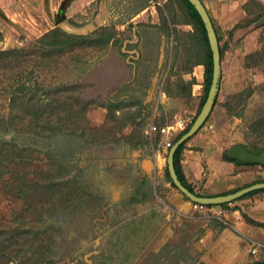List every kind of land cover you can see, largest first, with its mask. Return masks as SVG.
Listing matches in <instances>:
<instances>
[{
  "label": "rangeland",
  "instance_id": "1",
  "mask_svg": "<svg viewBox=\"0 0 264 264\" xmlns=\"http://www.w3.org/2000/svg\"><path fill=\"white\" fill-rule=\"evenodd\" d=\"M163 1L167 0H160V2ZM216 1L224 6V13L236 10L239 22L246 21L247 13L244 10V5L250 0H205L212 12V5H215ZM259 1L264 4V0ZM97 2L92 3L87 16L86 14H77L78 20L74 24L71 19L75 21L76 16L66 20L68 17L66 7L68 6L63 4V1L60 3L59 0L56 1L55 15L48 13V18H45L46 14H42L37 9V15H28L26 12L16 23L10 21L1 11L2 7H6L12 9L10 13L16 12L17 10L12 8L13 2L0 0V5H2L0 6V32L3 35L0 47L4 50L24 49L30 57H43V53L37 49V46L34 47L37 39L41 37H39L41 32L56 23L61 25V27H57L69 34L90 35L88 33L92 27L85 23L98 12L99 3ZM73 14L76 13L73 12ZM176 14L179 19H182L183 12L179 5H176ZM232 17L235 19V16ZM74 26L77 28V33L74 32L76 29ZM108 27L114 28L115 26ZM179 29L189 31L192 30V27L180 25ZM130 31V33L123 32L120 40L124 44H128L133 39L139 40V53H127L128 56L123 57L121 49L117 46H113L112 50L106 52L93 50L69 52L57 63L49 66H36L25 72L22 77L24 81L34 82L44 88L73 85L79 98L90 103L86 111L87 124L93 127L90 134L95 136L102 131H110L111 141L108 140V144H101L102 142L86 144L83 142L84 140L76 136L38 137L0 131V136L12 139L20 145L32 146L42 151L41 155L35 153L37 156L34 158L35 160L28 162L27 168L31 173L49 167L45 153L58 154L62 156L59 160L63 159L62 163L69 168L70 175L68 177H73L76 174L80 176L92 193L103 200L102 203L94 208V211L90 210L87 213L89 216H85L86 210L79 211L78 213L82 214H78L73 219L51 210H49L51 213L41 216L36 212L33 214L31 211L29 213L25 211L26 208H22L23 201L15 195L7 193L5 185L2 184L0 186V224L6 226L14 224V215L17 212L18 220L26 219L28 221L25 227L33 226L38 230H45L51 225L59 227L61 231L52 235V239H50L53 253L48 261H53L52 264H169L171 257L167 252L169 249L173 252L177 244L181 245L180 251L187 249L191 255V258L183 260L182 264H247L257 261L261 255L264 257V244H261L263 251L260 249L254 254L253 245L248 244L247 241L245 248L250 258L248 262L247 258L245 259L243 256L246 254L242 252H236L235 257L229 258L225 263L215 257L216 241L214 236L211 237L207 232L210 231L209 229L215 230L216 235L218 224L223 222L216 217L222 213L221 210L218 211L219 206L196 207V204L191 202L190 211L182 213L183 211H177L171 203L160 202L162 213L165 215L171 213L172 220L177 218L174 222L170 218L172 225L170 229L173 236L169 237L165 229L158 234V238L169 237L167 244L163 246L164 250L161 251L164 260H160L155 251L161 241L153 242L152 238L150 241L147 239L153 234L151 230H148L149 223L145 227L136 225L139 231H134L135 224H129L124 228L117 226L118 222H123L132 213L139 214L142 210H151L154 204L147 188H142L144 184L149 188L151 181L149 178L147 180L141 172L142 156L140 155L149 152L155 163H161L160 160H162L164 168L168 167L169 148H163L159 137L155 139L157 142L151 141V136L147 132L149 124L154 120L158 125L174 126L170 137L176 139L178 135L176 133L196 117L204 90L203 86L196 88L197 90L194 92L195 85L191 92L180 90L178 83L182 81L181 79L189 82L195 73H202L204 68H201L199 72L196 68L194 75L185 72V70L179 71L183 69L187 56L184 48L178 47L174 39L175 33L169 32V35L166 34L167 37H132L133 30ZM221 45L225 48V54L222 61L223 80L216 111L218 114L227 113L230 117L241 116L240 124L234 130L248 135L244 141H247L249 146L252 147L254 144L257 148H261L264 146V134L259 137V134L251 130V127L255 123L264 121V66L260 69L247 67L246 57L263 50L264 27L254 28L251 25L247 29L237 30L236 37H232L231 41L227 43L224 42V39L221 40ZM33 64L34 62L29 65ZM125 64L133 65L132 69L127 70L132 79L127 88L120 90L121 93L127 94L120 100L126 101L129 106L123 107L116 113L126 115L137 112L140 108L142 111L139 104L148 97L150 101H148L146 110L142 111L141 117L137 118L142 121L137 126L128 122L123 127L124 120L112 119L105 106L108 101H112L116 94L112 93L113 89L116 86L119 88V83L125 76L123 74ZM17 80L20 78L15 80L9 75H0V115L2 116L8 111V94ZM250 89L253 90V94L247 99L245 106L241 110L239 109L240 114H238V110L237 115H232L234 113H230L226 106L224 107L226 101L235 93ZM135 90L136 92L133 94L132 92ZM132 131L136 132L134 140H143V136H146L148 140L142 153L129 148L130 143L126 137ZM166 176L169 179L167 169ZM206 188L210 192L223 190L218 186ZM174 190L181 193L177 187H174ZM134 196L142 197L137 206H135L136 202L132 201ZM225 213L223 211L222 220L225 219ZM148 217L150 223L162 221L160 215L156 216L151 213ZM144 228L147 231L140 230ZM208 238L209 240H207ZM44 239L41 240L43 247L49 243V237H44ZM13 264L17 263L13 262Z\"/></svg>",
  "mask_w": 264,
  "mask_h": 264
},
{
  "label": "trees",
  "instance_id": "2",
  "mask_svg": "<svg viewBox=\"0 0 264 264\" xmlns=\"http://www.w3.org/2000/svg\"><path fill=\"white\" fill-rule=\"evenodd\" d=\"M176 5H179L183 12L182 19H179L177 14L175 16L171 14L172 9L176 10ZM244 10L247 13L246 21H240L235 25L230 32V38H232L237 30L247 29L251 25L254 28L264 27V4L261 1H248L244 5ZM165 11L168 15H165L161 11L163 23L168 26L171 22L175 33L174 39L178 47L184 48L187 56L183 69L179 71L182 72L185 70V72H190L193 75L195 66L203 65L205 67V89L198 108L197 117L207 100L213 78V56L205 23L198 10L189 0H168L165 5ZM176 22L179 25L191 26L192 30L181 31L177 27ZM114 34V31L109 29H101L95 32L94 35H75L69 34L57 27L42 35L35 42L36 45L34 47L37 46V49L43 53V57H30L24 49L4 50L0 47V75H9L14 77L15 80L20 78L11 87L8 94L9 103L7 113L3 116L0 115V131L30 134L38 137L57 135L76 136L84 140L83 142L86 144L100 142H102L101 144H108V140L111 138L110 131H102L95 136L90 134V130L93 127L87 124L86 116V111L90 103L79 98L78 92L73 85L44 88L34 82L24 81L22 77L31 68L44 65L49 66L57 63V61H60L59 59L64 58L69 52L103 50L115 38L113 37ZM2 39L3 35L0 32V41ZM218 40L220 43L221 61H223L225 48L221 45V39L219 37ZM246 61L247 67L255 69L262 68L264 66V48L261 51L249 54L246 57ZM32 62L34 64L29 65ZM181 80L178 84L182 92H191L194 84L197 83L195 76L189 82L184 79ZM186 84L189 87L188 89ZM169 92H171L170 89ZM252 94V89L235 93L226 103L228 111L230 113L233 112L234 114L232 115H237V111L245 106V102ZM217 102L218 97L216 99ZM236 102L237 104H235ZM128 104L125 101H108L107 108L110 117L112 119H123V127L128 122L135 126L141 124L142 121L137 120L142 114L141 110L127 113L126 115H118L116 113L123 107L128 106ZM240 110L238 114H240ZM210 116L211 114L207 121ZM196 117L174 139L172 146L191 128ZM251 130L259 134V137H262L264 134V121L255 123L251 127ZM135 135L136 132L132 131L126 137V140L129 141L132 148H137L139 145L148 143L146 136L142 135L143 140L138 141L134 140L136 138ZM188 141L181 144L176 150L175 168L181 181L191 192L206 197V195H202L194 187L185 182L178 166V158L182 154ZM255 147L259 149L257 154L264 151V146L261 148ZM35 153L41 155L42 151L32 146L20 145L12 139L10 140L4 136H0V186L4 184L7 193L13 194L18 199H21L23 201L22 208H26L25 211H28V213L31 211L33 214L36 212L44 216L46 213H51L49 211L51 210L60 212L73 219L78 214H82L78 213L79 211L83 212L86 210L85 216H89L87 213L90 210L94 211V208L102 203L103 200L92 193L87 183L80 176L76 174L73 177H68L70 175L69 168L62 163L63 159L59 160L62 156L58 154L52 155V153H45L46 159L49 161V167L31 173L27 167L28 162L35 160L34 158L37 157ZM225 158L229 161H236L226 155ZM59 161L61 162L59 163ZM236 162L241 163L239 161ZM167 173L169 179H171L168 167ZM239 189L223 194H228ZM262 190L264 189L251 191L245 196ZM228 204L225 203L218 206L225 207ZM206 206L214 207L215 205ZM16 213L14 215L15 219L13 220L14 224L8 226L0 224V264H13V262L17 264H52L53 261H48L53 253V245L50 239H52V235L60 232L61 229L54 225L48 226L45 230H38L33 226L25 227L28 221L26 219L24 221L18 220L19 214ZM44 237H49V243L45 247L41 244V240H45ZM180 250V244H177L173 252L169 249L167 252L171 257L169 264H182L183 260L191 258L187 249L184 251ZM250 264H264V260L253 261Z\"/></svg>",
  "mask_w": 264,
  "mask_h": 264
},
{
  "label": "crops",
  "instance_id": "3",
  "mask_svg": "<svg viewBox=\"0 0 264 264\" xmlns=\"http://www.w3.org/2000/svg\"><path fill=\"white\" fill-rule=\"evenodd\" d=\"M13 2V10H17L16 12L10 13L8 8L2 7L1 11L4 16H6L10 21L18 23V21L23 17L26 12L28 15H37L36 10L41 11L42 14H46L45 18H48V13L55 15L58 0H11ZM60 3L63 1V4H67L66 7L67 18L66 20H70V18L75 17V21L71 19V22H77V14H86L90 10L92 3H99L97 8V13L93 14V16L87 20L85 25L91 26V30L88 34L93 35L95 31H99L101 29H109L114 31V39L111 40L110 44L107 48L103 50H93V51H110L113 46H117L121 49V54L123 57L128 56L127 53H139V40L133 39L128 42V44H124L122 40H120V36H122L123 32L130 33L131 29L133 30L132 37H167L169 32L174 33L171 22L168 24L163 23L161 11L164 12L165 15H168L165 11V5L168 2L160 0H59ZM84 1V2H83ZM162 1V0H161ZM208 10L217 36L223 40L224 42L231 41V30L235 27V25L239 22L238 16L236 15V10L234 12L230 11L229 13H224L223 5L216 1L213 6V12L208 4H206L205 0H201ZM164 3V4H163ZM215 3V2H214ZM37 5V7H36ZM2 6V5H0ZM75 8V9H74ZM78 10V11H77ZM161 10V11H160ZM160 11V12H159ZM75 12L76 14H73ZM172 16L176 14V10L172 9ZM235 16V19H232ZM27 20V17H26ZM179 28V24H177ZM56 23L53 24L50 28H47L44 32H41L39 35L42 36L50 30L57 28ZM108 26H115L114 28ZM74 28H76L74 26ZM163 31V32H162ZM190 31V30H189ZM77 33V28L74 31ZM237 31L234 33L232 37H236ZM228 37V40H227ZM230 40V41H229ZM116 42V43H115ZM125 46V48H123ZM138 48V49H137ZM137 49V50H136ZM133 68L132 64H125L124 78L118 84L119 88L116 86L113 89L112 93H116L113 97L115 101H121L120 98H124L127 94L125 92H120L122 88H127V85L130 83L129 81L132 79L128 74L127 70ZM199 72L201 68H204L202 73H195L196 70ZM193 75L197 79V83L194 84L196 92V88H202L204 86L205 89V67L203 65H197L194 67ZM222 80H223V67H222ZM203 84V85H202ZM222 86V81H221ZM111 87V86H110ZM221 90V87H220ZM136 92H132L133 94ZM204 94V90H203ZM203 97V96H202ZM121 98V99H122ZM219 98V96H218ZM112 99V101H113ZM148 101L150 99H145L141 101L139 105L142 107V111H145L148 106ZM126 102V101H125ZM227 103V101H226ZM226 103L224 107L226 106ZM217 103H215L214 108L212 109L211 116L208 121H206L193 136H191L185 145V148L182 151V154L178 158V166L182 173V176L185 179V182L192 187L195 188L196 191L201 193L202 195H206V197L214 196L217 194H223L225 192L233 191L239 188H245L247 186L264 182V165L256 164V163H244L237 159H233L227 155V152L236 145H243L247 147L250 152L257 154L259 149L254 148L253 146H249L246 138L248 135L242 134L240 131L234 130L236 126L240 124L241 116H229L227 113L218 114L216 111ZM107 107V105H105ZM129 106V104H128ZM227 109V107H226ZM141 110V108L139 109ZM227 112V111H225ZM141 117V116H140ZM215 120H214V119ZM223 118V120H222ZM192 122V121H191ZM190 122V123H191ZM189 123V124H190ZM185 125L183 129L178 131L177 137L187 128L189 125ZM212 125V128H210ZM181 132V133H180ZM175 136V135H173ZM171 138V137H170ZM174 141V139H172ZM157 142V141H156ZM176 143V142H175ZM174 143V144H175ZM159 144V143H158ZM130 145V144H129ZM145 145H139L137 148H132L129 146L130 150L137 151L139 153L143 152ZM174 146V145H173ZM164 148V147H163ZM171 149H169L170 152ZM225 155L233 160L239 161L241 163H237L236 161H229L225 158ZM141 158V172L146 177V179L151 181V185L149 188L144 184L142 188H147L149 191V195H151L152 200L154 202L152 209L142 210L139 214L132 213L129 218L124 220L123 222H118V227H127L129 224H135L134 231H139L137 226L142 225V227L146 226V224H150L148 230H151L153 234L147 239L150 241L152 238L153 242H159V246L155 249L156 253H158L160 260H164L162 257V252L164 250L163 246L167 244L169 237L173 236V232L170 229L171 221L174 222V218L172 220L173 215L168 213L165 215L162 213V209L160 206L161 203L168 204L171 203L177 209V211L188 212L190 211L192 205L191 200L186 197L182 192L178 193L174 190L175 185H173V181L168 179L166 176V167L161 163L154 162L153 157L150 156V153H143ZM159 157V156H158ZM168 166V165H167ZM147 182V181H146ZM221 187L222 191L210 192L206 187ZM198 188V189H197ZM240 190V189H239ZM260 190V189H258ZM153 191V196H152ZM238 191V190H237ZM236 192V191H234ZM231 192V193H234ZM230 194V193H228ZM219 196V195H217ZM203 197V196H202ZM142 197L138 198L137 196L133 197L132 201L135 203V206L139 205L138 202H141ZM160 199V200H159ZM161 202V203H160ZM170 204V205H171ZM221 205V204H220ZM216 207V205H215ZM218 207V205H217ZM223 208V210H222ZM226 208V209H225ZM139 210L141 208L138 207ZM146 209V208H142ZM225 211V219L222 220V215H217L221 221L218 227V231L215 235V230L208 231V235L211 237L214 236L215 239V257L223 260L225 263L229 258H234L236 252H242L246 255H243L247 262L250 260L249 254L246 253L245 242L248 244H264V190L254 193L252 195L242 196L234 200V202L229 203L225 207L219 206L218 211ZM153 213L156 216H162L161 222H149V215ZM219 213V212H218ZM149 214V215H148ZM148 215V216H147ZM148 217V218H147ZM171 218V221H170ZM254 222H252V221ZM163 223V224H161ZM158 224V225H157ZM137 225V226H136ZM166 230L169 234V237L158 238V234L162 232V230ZM140 230H145L140 229ZM147 231V229L145 230ZM154 235V236H153ZM209 240V238L207 239ZM205 242V241H204ZM262 250V249H261ZM219 251V252H218ZM263 251V250H262ZM261 251V253H262ZM260 252V251H259ZM260 253V254H261ZM261 258H257V261L264 260L262 255ZM252 261V260H251ZM253 262V261H252ZM249 262L247 264H250Z\"/></svg>",
  "mask_w": 264,
  "mask_h": 264
},
{
  "label": "water",
  "instance_id": "4",
  "mask_svg": "<svg viewBox=\"0 0 264 264\" xmlns=\"http://www.w3.org/2000/svg\"><path fill=\"white\" fill-rule=\"evenodd\" d=\"M194 7L198 10L200 16L202 17L205 27L207 30L210 47L212 50L213 56V78L211 81L210 90L208 93L207 100L196 117L194 123L191 128L182 135L174 146L171 148L168 154V169L170 177L174 183V185L193 203L202 204V205H220L225 203H231L232 201L240 198L251 191L264 189V182H259L245 188H242L234 193L219 195V196H210V197H202L193 192H191L187 186L181 181L176 168H175V153L181 144L186 142L191 136H193L207 121L209 115L212 112V109L216 103V99L220 92L221 81H222V61H221V51H220V43L218 40V36L212 21V18L206 9L205 5L201 0H189ZM227 155L233 159H237L244 163H256L264 165V151L259 154H254L250 152V150L243 145H236L232 147Z\"/></svg>",
  "mask_w": 264,
  "mask_h": 264
},
{
  "label": "built area",
  "instance_id": "5",
  "mask_svg": "<svg viewBox=\"0 0 264 264\" xmlns=\"http://www.w3.org/2000/svg\"><path fill=\"white\" fill-rule=\"evenodd\" d=\"M210 128H212V125H210ZM174 130V126L172 125H158L154 122V120L149 124L148 126V134L151 136V141L155 140L156 138H160V144L164 147V148H170L172 147V143L173 140L172 138H170V134H172ZM156 141V140H155ZM196 207H203L205 205L202 204H196ZM220 212L223 213V211L221 210ZM221 213V215H222ZM262 245L261 244H254L253 246V252L254 254L262 249Z\"/></svg>",
  "mask_w": 264,
  "mask_h": 264
}]
</instances>
